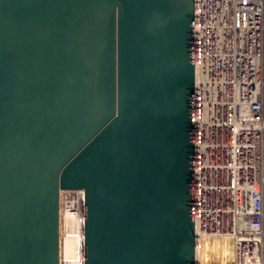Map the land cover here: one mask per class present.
<instances>
[{"label":"water","instance_id":"obj_1","mask_svg":"<svg viewBox=\"0 0 264 264\" xmlns=\"http://www.w3.org/2000/svg\"><path fill=\"white\" fill-rule=\"evenodd\" d=\"M195 264L194 0H0V264Z\"/></svg>","mask_w":264,"mask_h":264},{"label":"built area","instance_id":"obj_2","mask_svg":"<svg viewBox=\"0 0 264 264\" xmlns=\"http://www.w3.org/2000/svg\"><path fill=\"white\" fill-rule=\"evenodd\" d=\"M194 241L264 264V0H194Z\"/></svg>","mask_w":264,"mask_h":264},{"label":"bare ground","instance_id":"obj_3","mask_svg":"<svg viewBox=\"0 0 264 264\" xmlns=\"http://www.w3.org/2000/svg\"><path fill=\"white\" fill-rule=\"evenodd\" d=\"M67 192L72 193V191H67ZM62 193H64V191H61V199H62ZM81 201H82V198H81ZM62 216H63V213H62V207H61L60 208L61 226L65 224V222L62 223V220H63ZM67 217H68V220L71 221V217L69 216V213ZM67 217H66V220H67ZM78 223H79L78 228L77 226H74L72 228L73 229L72 236L67 235L66 237H63V239L61 236V239H60L61 264H84V207H83V214L82 213L80 214ZM62 242L64 245L62 244ZM209 248H210L211 254L215 256L220 253H223L226 255L228 254L227 247H224V245H223V248L222 246L219 247L218 241L212 242L209 245ZM219 264H229V263L226 259V260L220 261Z\"/></svg>","mask_w":264,"mask_h":264},{"label":"rangeland","instance_id":"obj_4","mask_svg":"<svg viewBox=\"0 0 264 264\" xmlns=\"http://www.w3.org/2000/svg\"><path fill=\"white\" fill-rule=\"evenodd\" d=\"M61 200H62L61 207H62V213H63L62 223L65 222V224H63L61 226V223H60V239H61V236L63 239V237H66L67 235L72 236V231H73L72 228L74 226H77V228H78L79 216L81 213L83 214V204L81 201L80 194L77 192H74V191H72V193L64 191V193H62V199ZM68 213H69V216L71 217V221L68 220V217H67ZM66 217H67L68 222L66 220ZM60 222H61V219H60ZM62 244H63V242H62ZM211 260L217 261L218 259L217 258L216 259L211 258Z\"/></svg>","mask_w":264,"mask_h":264}]
</instances>
